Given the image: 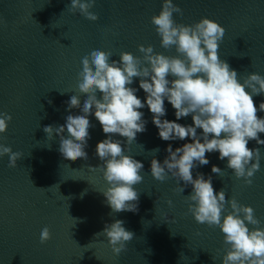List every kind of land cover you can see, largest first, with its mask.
Listing matches in <instances>:
<instances>
[{"label": "water", "instance_id": "1", "mask_svg": "<svg viewBox=\"0 0 264 264\" xmlns=\"http://www.w3.org/2000/svg\"><path fill=\"white\" fill-rule=\"evenodd\" d=\"M69 2L0 0V113L12 116L0 143L22 153L16 167H9L7 155L0 158V264H221L227 247L223 234L216 226L198 224L188 212L191 186L181 193L175 178L160 182L150 173L153 156L162 162L169 143L175 149L185 141L161 140L147 108L142 110L147 130L137 135L127 153L144 164V179L134 186L140 192L136 213L112 212L101 193L108 186L101 169L89 168L101 163L95 148L105 138L94 116L87 160L62 157L59 138H48L43 131L46 125L64 124L69 114L66 101L73 94L83 95L77 81L81 57L89 47L110 51L113 59L122 51L142 55L140 44L177 55L175 46L161 47L151 23L162 0H96L91 9L98 17L95 21L78 11L73 14L66 7ZM174 3L183 10L182 15L174 14L177 23L190 25L206 16L225 28L219 56L241 79L250 72L264 75V0ZM133 86L138 87V81ZM138 95L143 98V90ZM253 99L258 107L264 95ZM165 104L166 118L174 120L175 110ZM178 122L192 120L189 116ZM248 147L261 148V167L251 186L237 179L226 167L227 158L219 160L218 153H206L210 163L193 170V176L197 171L211 174L214 189L223 188L226 198L251 205L264 227V146L250 141ZM156 148L159 152H152ZM213 165L223 170L220 176L211 173ZM114 219L124 220L135 234L127 251L118 256L100 233ZM45 226L50 237L41 243Z\"/></svg>", "mask_w": 264, "mask_h": 264}, {"label": "clouds", "instance_id": "2", "mask_svg": "<svg viewBox=\"0 0 264 264\" xmlns=\"http://www.w3.org/2000/svg\"><path fill=\"white\" fill-rule=\"evenodd\" d=\"M95 4L96 0H70L66 7L95 21L98 17L91 11ZM174 14L182 15L181 7L174 0H162L161 10L151 17V23L161 47L175 46L177 55H165L151 44H140L142 55L122 51L119 59H113L110 51L89 47L81 57L77 81L83 95L73 94L66 101L69 114L64 124L46 125L43 131L48 138H59L62 157L87 160L89 130L95 127L90 117L94 116L105 138L95 148L101 163L89 168L101 169L108 185L101 193L112 212L136 213L140 192L134 186L144 179V164L127 153L128 146L137 143V135L147 130L148 120L142 111L147 108L161 140L185 141L175 149L169 143L162 162L153 156L152 177L160 182L169 176L175 178L181 193L191 186L186 196L188 212L198 224L216 226L223 234L227 247L221 264H264V227L255 209L235 197L226 198L223 188L215 190L211 174L197 171L193 176V170L210 163L206 153H218L219 160L227 158L226 167L237 179L252 185V177L261 167V148H249L248 144L255 141L264 146V116L257 115L264 113V101L257 107L253 97L264 95V75L250 72L241 79L220 58L218 49L225 28L217 21L205 16L189 25L177 23ZM136 81L138 87L133 86ZM140 90L143 98L138 95ZM166 101L175 110L174 120L166 118ZM72 109L78 111L73 113ZM189 116L192 123L178 122ZM11 120L10 114L0 113V134L7 131ZM152 152H159V148ZM6 155L9 167H16L22 157L21 152L0 143V158ZM222 172L217 165L211 168V173L219 176ZM167 204L171 208L173 201L169 199ZM100 233L117 256L127 251V242L135 235L121 219L105 223ZM49 237L45 226L40 231L41 243Z\"/></svg>", "mask_w": 264, "mask_h": 264}]
</instances>
